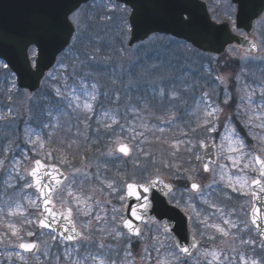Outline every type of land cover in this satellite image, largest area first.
<instances>
[{
    "label": "rangeland",
    "instance_id": "obj_1",
    "mask_svg": "<svg viewBox=\"0 0 264 264\" xmlns=\"http://www.w3.org/2000/svg\"><path fill=\"white\" fill-rule=\"evenodd\" d=\"M206 1L209 3L210 9H212L211 12L215 10V15H213L217 21H220V19H222L219 17V15L222 13H225L232 20L233 15L235 14V8L231 4H229V1ZM102 4H106V6H103L104 9H106L107 7H111V2L108 3V1H103ZM103 8H100V4L93 3L78 11L85 22L87 20V17L89 16L93 17L97 21L95 31H97V33L99 34L100 40L95 39L92 43L95 45V47L100 48V52L98 53V57L100 59L105 56H109V52H113L112 47L114 46V44L122 38L119 33V27L117 26L116 21L102 22L99 20V17L109 14L106 10L103 14L101 12L103 11ZM116 15L119 14L117 13ZM76 35H79V33H76ZM254 37L260 49V54L256 58L244 56L238 50L230 49L221 59H215L214 57H208L200 55L198 53L196 54L194 51L176 46L179 43L175 40L171 38L166 39L167 44L169 46H173H165L172 48V50H170V52H172L171 55L166 52H157V54H163L161 58H166L168 60L164 65H162V67H170L169 70L171 71V74L170 72L169 74L161 72L162 75H159L160 77L168 76L169 79L164 80L163 83L156 82V80L153 81L157 85H160V88H164V95L161 96L160 89H157L151 96L153 99L144 100L140 97L139 99L141 100H136L132 98L134 94L130 93L128 85V87L121 93L120 97H125L129 100L122 104L115 105L116 107L114 112H111V114L113 115H111L112 119L105 121L101 118L93 125L97 127L102 126L108 134L106 136L104 148L102 150L98 147L93 149V152H90L88 155V160L85 161L87 170L90 172L87 175L90 177H94V174L97 173L93 172L98 169L101 160L106 162L110 160L109 162H122L123 166H125L126 163L125 179L127 182H144L146 179H152L153 177L159 176L163 177L167 182H174L175 180L173 179H179L180 181L183 180L188 184L192 182H198L199 184L203 185V192L197 196L192 194L190 195L188 191L184 193L181 192L180 194L175 195L176 202L179 203V205L181 204L180 207L189 209L187 207L188 204H191L194 207V211L192 209L184 211H187L192 216L191 231L195 236H198L202 233V229L200 228L201 225L209 223L207 218L205 219L206 223L204 224H201L199 221L193 223L194 218L198 219V215L195 212V209L198 208V206L202 204V202H204L203 204L208 206V212H211V210L218 208L217 206L211 207V205H213L212 201L214 199L215 193L218 192L219 194L223 195V202L236 208V216H238L242 220V224L245 223L246 226L243 227L240 221V225L237 224L238 227L236 228L240 233L239 236L237 235L236 237L234 235L232 228L230 229V235L227 237L223 236L221 242L216 245H212V249L222 250L225 256L236 261H239L240 256L245 255L242 251L243 246L248 245L245 243H241V240H248L247 233L249 230L247 229L249 227V224L246 220V210L248 211L249 208L248 204L250 201V182L255 178L256 174L253 175V173H255V171L252 170L254 168L253 162L251 163L250 167H244L246 163H249L252 160V158L248 155V149H246L245 147L243 148L242 151L243 153H245L243 159L238 160L237 167H232V161L228 160L227 157L229 155L237 156V153L228 151V145L230 143L228 139H223V148H221L220 145L222 143V138L228 134H231L232 140L241 139L240 137H238L235 130L236 124L234 125L232 121L241 123L242 125H240L242 127L244 126L246 131H249L251 129L256 130V127H264V95L261 94L262 92H264V23L258 24L256 26ZM85 38H82L79 41L74 40L72 48H70L71 50L69 49V53L67 52L68 54L60 58L57 67L53 70V72L49 73L51 75H48L46 77L45 81L42 84L41 90L36 94L31 95L26 92L20 95H16L15 93H12L11 80H8V73L3 69V67L0 72V115L6 116V119L0 120V130L3 132L6 138H11V142L9 143L10 155L8 156L5 150V157L3 159V165L11 168V175L7 178L6 183H0V188L4 189L5 194L2 196V202L0 204L5 205V209H7L9 214V219L2 223V227L0 228V230H2V228L4 230L3 232L0 231V264H36L38 261L44 259L45 257L51 258L52 253L56 252L57 249L63 250L64 254L66 248L71 249L74 246L59 245L57 243L58 240H54L52 235L39 232L37 229V224L40 219L39 198L37 194L33 192L32 188L26 187V185L31 182L29 178V172L33 169V163L36 159L45 160L46 163L54 162L58 166H60L67 174L68 180L56 193L55 202L57 207L61 209L65 207L73 209V211L75 212L74 221L76 227L85 236H88L90 238L91 243L81 240L79 242L80 246L89 247L91 245L97 250L102 251L103 249H98L97 243L98 241L102 240L106 245V248H108L109 251L112 252V258L116 257L119 260L117 264H129V262L130 264H150L148 258L146 259L145 257L139 258L137 256L134 258V256L131 255L132 259L128 260L129 257H125L124 255L125 245L128 243V240L124 239L123 237L115 239L113 238V236L108 235V232H110L113 227L109 229L105 224L110 223L106 214H110L111 212H104V208L111 204V197L116 195V198H119L121 195L125 196L123 181H121V184H119L117 188L115 183L113 184V187L117 189L116 191H112L111 189H109L107 187L108 183H100L98 191L96 192L95 200L92 199L94 205L91 203V200H87L86 203L83 204H77L74 196H79L81 199H84V197L83 195H80L78 193V190L75 188V180H77V178L74 179L77 174V171H75V160H73V162H70L69 160H60L59 157H55V155L53 154L54 151L51 150L52 146L66 147V145H63V142H60L57 139L54 141V143L47 144V138L44 135L40 134L39 135L42 137H40L41 140L45 142V147L43 149H40L38 144H31L29 140H34L36 136L32 134V129H28L27 126L31 124L38 125V123H32L31 118H29L28 121L23 119L22 122L19 118L23 112H26V110H28L29 107L31 108L34 105H38V102L44 101L45 103L46 99L50 100L52 92L54 93V96L57 97L55 95V88L63 87L62 83H64V77L72 72V65L76 62L75 58L79 57L80 59H83V55L80 52H71L73 47L76 45L79 47L88 46L90 48H94V46L89 44V41H87ZM127 40L128 38L125 41L127 42ZM139 50L140 49L134 50L132 53H130V57L126 58L127 60H130L129 64L133 69L134 66L138 65L137 62H139V58H137L139 56ZM144 52H152L151 45L146 46L144 48ZM123 59L124 58L122 57L121 60ZM174 65L179 67L180 72H177L178 68ZM65 67H67V72H65ZM149 69L150 67L142 70V74L139 73L137 81L135 79V74H130L129 77L133 78L134 81L133 84L142 85L146 82L149 83L151 80L148 81L144 75L145 72H152L149 71ZM110 75L114 76L113 74ZM9 77L11 78L10 75ZM70 80L71 77L69 76L67 84L73 83L74 79L71 82ZM133 84H131L130 86H132ZM170 84H174L176 86V89L179 91V97L176 99L171 98L170 88L165 87V85ZM205 93H207V96L204 95ZM11 94H14V96H12ZM233 94H235L237 96V99H239L240 101H238L236 107L226 108L230 104V101L228 99ZM9 97H11V99H9ZM69 99H71V97H69ZM69 99L67 100L66 104H68ZM143 100L147 102L145 110L141 109ZM58 102L59 101H57V103L53 102L55 104V107L60 106ZM255 102H257L258 105H255ZM253 106L259 108V116H257L258 119L257 121H255V118L254 121H247L246 117L248 118V112L253 109ZM71 107L72 106L67 107L66 111L68 112L60 121V125H58L59 130L57 132L62 133V127L65 126L66 122L69 120H66V118H72V116L79 115H75V113H73V108L72 110H69V108ZM213 108L217 109L214 117H205V113H203V110H206L207 112L211 111ZM231 109H233V111L232 113H229L227 110ZM195 110L197 111L195 112ZM223 111L226 114H230L232 116V119L225 115ZM242 116H244V118H242ZM182 118L189 119V121L184 124V127L179 129L181 135H184V139H182L181 141L184 143L190 141L191 146L194 149L197 148V156L200 157L204 149V147L200 146V141H203L205 145L209 142L213 143L214 141H218L219 161L216 166L212 167L210 175H208L206 178L202 176L200 162L196 159L197 156L195 157V159L192 158L191 168L189 169V171L178 173L177 168H179V166L176 165V169L174 170V172L169 173L170 167L167 166L163 169V166L168 163L172 157H169L167 154L159 153V155H157V157L155 156L153 160H148L145 159L139 151L135 150L136 146L133 143V137L137 139V133L135 129L136 126L142 124L146 125V127H144L145 130L146 128L151 127L152 124L154 126L164 124L165 120H167L168 122L172 121L174 125H177L179 124L177 120H180ZM113 119L117 120L119 123L113 124ZM206 119L212 121V124L216 126V131L212 132L207 130V128L211 125L202 126L204 120ZM106 124L111 125V127L106 128ZM129 129H132V131H129ZM174 129L177 130L178 127ZM233 129L235 130L234 132L232 131ZM69 131L71 134H73L71 138L72 142V139H74L76 136L75 121L71 124V129ZM146 131L147 130H145V134ZM145 134H142V137L145 136ZM78 140H81V142L83 141L81 138H79V136L76 139V142ZM117 140L129 144L133 148L130 156H124L123 154L115 151L118 146L116 144ZM173 140H177V137L175 136ZM259 141L257 142L261 144V146L260 149H257V151L260 152L261 155H263L264 141H262V143ZM145 143L147 144V146H150L149 143ZM27 144L30 145L27 147ZM174 144H176V141L173 143V145ZM20 146L27 147L26 150L24 149L20 151L23 155L19 152ZM109 149H113V155H108ZM11 150H14L16 152H11ZM48 153H51V156H49ZM73 154L77 159H81L82 157V154L77 151ZM155 154L156 152L152 151L150 156H153ZM15 156H20L21 159L14 160L13 158ZM8 157H11L13 159H11L12 163L8 162ZM110 158H112V160ZM141 162H143V164ZM222 165H228V167L221 168ZM189 175L193 177L192 181L187 179V176ZM220 175H224L225 179L220 180ZM229 176L233 178L232 182L239 189V191H233L231 187H228ZM236 177H240L242 178V180L246 177L248 183L241 188V185L239 183H236ZM208 185H211V187H208ZM84 186L85 183L83 181H80V187L83 188ZM16 187H18L19 189H16ZM69 188H71L74 194L73 196L68 195ZM241 193H248V195H243ZM85 195L88 196V192L85 193ZM180 195L183 196L182 200H180L179 198ZM90 196L92 197V195ZM24 197L27 200L24 199ZM124 200H122V203H124ZM205 201L208 202L205 203ZM23 204H28L27 209L25 210L28 217H25L24 212L21 213ZM18 205L19 209H17ZM110 206H112L113 208V205ZM89 207V214L84 215L83 212L88 211ZM98 207H101L103 209H98ZM30 209L35 212L33 217ZM121 211L122 209L119 210V213H121ZM10 212H17L21 214L18 215V217H14L11 219ZM224 213L225 211L222 208L220 210V214L222 217L224 216ZM217 214L218 211H215V213H213L214 216H216ZM97 216L101 217V219L97 220ZM29 217H31L30 220ZM1 218L2 213L0 212V220ZM19 221H23V223L19 224ZM11 222L14 224L15 228L19 230L18 236L23 237V241H21L18 236L11 235L12 230L8 227ZM89 224L90 226L86 227V225ZM151 226L155 227V229L159 227L158 224ZM227 228L228 226L225 227V229ZM100 229H104V232L99 231ZM118 230L120 229L118 228ZM28 232H32L34 233V235L28 236ZM146 239V229L143 227L141 237H138L137 239L131 238V244H138V251V249L143 247V243L146 242ZM31 240L39 242L41 248V250L39 251V255L34 259V261L25 258V256L19 252L18 247L19 243L28 242ZM158 243H160L163 248H166L171 253H174L175 246L171 237L166 236L164 238V242ZM143 248L145 249V247ZM233 249H235L236 251H233ZM132 251L133 252H131V254H134V252H136V249L133 248ZM138 252H140L141 254V249ZM20 257H23V259H21ZM201 258L202 257L199 255V251H196L194 255L187 260H190V264L191 262H197ZM180 260L184 261V258L182 259L180 257ZM183 261H181V263H183Z\"/></svg>",
    "mask_w": 264,
    "mask_h": 264
},
{
    "label": "water",
    "instance_id": "obj_2",
    "mask_svg": "<svg viewBox=\"0 0 264 264\" xmlns=\"http://www.w3.org/2000/svg\"><path fill=\"white\" fill-rule=\"evenodd\" d=\"M89 1L91 0H0V60L8 64L11 71L16 74L20 89L32 93L39 88L45 73L53 66L57 55L69 44L70 35H73L70 33L68 22L64 19L65 13L71 16L69 8L77 11ZM115 1L131 9L130 19L136 16L141 22L135 31V38L131 37L130 46L152 34H165L184 40L200 51L216 56H221L233 45L246 53L257 52L251 34L254 22L264 16V0H232L238 7L234 28L227 23L215 24L208 14L206 4L199 0ZM181 17L190 20L191 23L181 22ZM235 30L244 31L246 38L235 36L233 33ZM33 46L39 51L35 70L32 69L29 60V49ZM212 155L214 147L204 152L203 162L205 163L207 157ZM58 186L52 185L54 191ZM34 189L36 190L35 187ZM169 192L168 187L156 183L152 191L146 194L151 200V205L146 211L141 209V215L144 221L157 219L163 222L164 228L168 229L176 241L186 247L190 246L193 239L188 232V219L166 204ZM143 203V200L128 197L127 219H132L137 225L141 221H136L130 215V209L137 208ZM41 204L43 211L42 197ZM56 220L58 224H54L53 228L59 235L67 221L60 215H57ZM39 229L53 231L40 225Z\"/></svg>",
    "mask_w": 264,
    "mask_h": 264
},
{
    "label": "snow or ice",
    "instance_id": "obj_3",
    "mask_svg": "<svg viewBox=\"0 0 264 264\" xmlns=\"http://www.w3.org/2000/svg\"><path fill=\"white\" fill-rule=\"evenodd\" d=\"M243 7V6H242ZM106 11L109 13L108 15L99 17V20L102 22H110V21H116L117 26L119 27V33L121 35V44L125 42V40L128 37L135 38V31L140 27L141 22L138 20L136 16H132L131 19H129V12L127 8H121L118 4L112 3L111 7H107ZM68 12H71L72 15L69 16L66 12L64 15V19L68 22V25L70 26V33L73 35H70V39L74 40H81L82 38H85L86 33L94 32L95 26L97 21L93 17H87V20H85L81 17V14L78 11H73L72 8L68 9ZM119 14L118 16L116 14ZM181 22L185 24H190V20H185L183 17H181ZM52 30L54 32V25L52 26ZM76 33H79V35H76ZM87 40L89 41V44H91L94 39H96L92 35H87ZM67 42V41H66ZM255 47V45H253ZM121 53H123V49L120 50ZM100 52L99 47H94L91 49V51L88 50V46H85L83 50V59H80L79 57L75 58V63L72 65V72L70 73V77L75 79L78 75L80 76V93L86 97L90 98V101L86 99L82 104L80 102L81 97L79 95H76V88L70 87L67 84V80L69 79V75H66L64 77V87L68 90L67 95L65 92L61 91V88L56 87L55 88V95L60 96L64 99H69V104H75L76 108H82L84 111L91 113L93 111V103L97 100V92H96V84L93 83L91 87L87 83L84 82V80L92 75L89 71H84V69L91 68L93 64H99L101 61H98V53ZM112 57L105 56L102 58L103 63L110 62ZM4 68H8V64L3 65ZM162 65L159 64H153L150 66L149 71L151 70H157L160 69ZM65 72H67V67H65ZM147 72L144 73L145 76H147ZM51 75V74H50ZM169 79L168 77H161V80ZM115 83V81H113ZM132 81L130 80V84ZM13 87H15V83L13 82ZM165 87H169L171 91V98L176 99L179 97V91L176 89V86L174 84L165 85ZM264 95V92L261 93ZM160 95H164V88H160ZM207 96V93L204 94ZM11 99V97H9ZM116 99L119 100V96H116ZM217 112V109L213 108L211 111L205 112L206 117H214V114ZM108 113H105V116H107ZM218 118V117H216ZM6 119V116L0 115V120ZM113 124H118L119 122L115 119H113ZM211 125L207 128L208 131H216V126L212 124L211 120H204L202 126ZM106 128H110L111 125L106 124ZM141 127H146V125H141ZM30 131V130H29ZM129 131H132V129H129ZM235 131L234 129L232 130ZM137 135H142V133H138ZM135 139V137H133ZM223 139H228L230 141L228 145V151L229 152H236L237 156L229 155L227 157L228 160L232 161V167L238 166V160L243 159V156L245 153H243L244 148V142L240 139L232 140L231 134L226 135L222 138V143L220 145L221 148L224 147L223 145ZM29 142L33 145L39 146L40 149H43L45 147V142L41 140L39 135H36V138L34 140L30 139ZM179 143L173 145V147H176L178 150ZM189 143H191L189 141ZM116 144L118 145L115 149L116 152L123 154L124 156H130L133 148L126 143H123L120 140L116 141ZM201 147H207V145L204 144L203 141H200ZM215 146V145H214ZM191 150L190 148L188 149ZM140 151H143L140 149ZM113 149H109L108 155H113ZM49 156H51V153H48ZM172 155H175V153H172ZM197 160L200 159L199 156L196 157ZM254 162L255 164L259 165L258 168V176L255 179L251 180V185L254 187V189L251 192V196L253 197V200L256 201L252 206L251 209V225L255 227V229L260 233L262 237H264V159H262L259 155H253L252 160L249 163H246L244 165L245 168L250 167L251 163ZM3 161H0V166H2ZM35 167L30 172V176L32 177V181L26 185L28 188L35 187L36 190L40 193L41 197L43 198V211L41 212V216L44 217V219H40L38 221L40 227L52 229L53 233H55V229L53 228L54 224H58V221L56 220L57 215L62 216L66 221L67 225L64 227V230L59 233V237L64 242H74V246L71 249H65L64 256L66 258L71 257L73 252L79 253L80 250V244L75 243L77 241V238H79L82 241H86L91 243L90 238L88 236H85L82 232L77 231L76 225L74 221L72 220V209L68 208L65 212L57 213L53 211L54 204L52 202V193L54 191V188L52 187L53 184L60 185L63 182V179H67L59 171V169L56 166L48 165L44 163L40 159H36L34 161ZM166 167L168 165H165ZM228 165H222L221 168H226ZM203 170L205 172L211 171L209 168L208 163L204 164ZM243 170V169H241ZM253 171H257L256 168L252 169ZM77 172L80 170L77 169ZM55 173V175H53ZM215 175V174H214ZM63 178V179H61ZM187 179L190 181L193 180V177L191 175L187 176ZM224 175H220V180H224ZM236 183H239L241 185V188L244 187L245 184L248 183L247 178H240L236 177ZM233 178L228 177V187H231L233 191H239V189L235 186V184L232 182ZM161 181H154L152 179H146L144 182H123V187L125 189L126 195L129 198H135L136 200H143L144 203L140 205L137 208H131L130 209V215L135 218L136 221L144 222V217L141 215V209L147 210L151 205V200L149 199L148 193L152 191V188L156 183H159ZM107 187L111 189L112 191H116L117 189L113 187V183H108ZM168 187L169 191H172L171 185H166ZM208 187H211V185H208ZM188 192H195L197 194H201L203 192V189L201 185L197 182L190 183V186L185 189ZM243 195H248V193H241ZM68 195L73 196V192L71 188L68 190ZM74 199L76 200L77 204H83L86 203L87 200L91 199V196H87L84 199H81L79 196H74ZM120 200H124L125 196L121 195L119 197ZM208 201H205L207 203ZM34 203V202H33ZM50 205H52L50 207ZM177 207H179V203H177ZM187 207L189 209H192L194 211V207L191 204H188ZM211 207H216V205H211ZM17 209H19V205L17 206ZM90 211V207L88 211H84V215H88ZM114 211H116L114 209ZM16 212H10V215H15ZM198 215V214H197ZM97 220H100L101 217L97 216ZM112 219L115 221L116 217L113 216ZM205 222L206 221H202ZM224 224L228 225V228L225 229L224 227H221L219 225H208L210 227H213L217 229V231L224 237H227L230 235V229L237 228L238 225L235 222L225 220ZM70 226V227H69ZM89 225H86V227H89ZM8 227L12 229L11 235L12 236H18V229L15 228L14 225L9 224ZM118 228L126 229V231L118 230ZM99 231L104 232V229H100ZM165 231L167 232L168 229L165 228ZM71 232L72 234H67ZM28 236L34 235L32 232L27 233ZM109 236H113L115 239H119L123 237L124 239L128 240V243L125 245V257L131 256V237H141V230L140 226L135 224L132 219H125L123 216L120 218V223L113 227L110 232H108ZM21 241H23V237H19ZM53 239H56V235H53ZM209 239H214V237H209ZM98 249H105L106 245L103 243L102 240L98 241ZM241 243L245 244H255L256 241L254 240H241ZM18 247L21 249H24L25 251H33V250H39V245L34 242H21L19 243ZM111 247V246H107ZM199 248L198 242L196 241L195 237H193L192 243L190 246H184L181 244L178 240L175 242V248L174 253H170V255L173 256L172 260L165 261L163 264H179L180 257L186 256L191 257L192 251ZM259 248L261 249V252L259 256L255 254V249H253V255L251 257H248L246 255H242L239 257V261L232 260L229 257L225 256L222 250L217 249H203L199 251V255L204 258L206 261V264H264V242H261L259 245ZM233 251H236L233 249ZM145 253L147 254V250L145 249ZM23 259V257H20ZM150 258V256H149ZM90 260L92 264H108V261L106 260L105 256L102 255L99 251L96 254L92 253H86L83 257V260L81 259H75L71 260L70 264H84V261ZM111 264H116V262L113 260ZM130 264V262H129Z\"/></svg>",
    "mask_w": 264,
    "mask_h": 264
},
{
    "label": "trees",
    "instance_id": "obj_4",
    "mask_svg": "<svg viewBox=\"0 0 264 264\" xmlns=\"http://www.w3.org/2000/svg\"><path fill=\"white\" fill-rule=\"evenodd\" d=\"M2 67V64L0 63V68ZM43 108H46V109H49L50 111H52L51 113L53 114V113H56V114H58V115H63V114H65L66 112H68V111H66L67 110V106H64V103H62L63 105H60V107L58 108V110H56L55 109V106H54V104L50 101V100H46L45 101V103H44V101H43ZM69 109H71V108H69ZM92 121H94V120H92ZM89 129H93V128H90V126H88L87 128H86V131H88ZM96 131V132H95ZM94 131V134H96V135H100V134H102L103 133V131H102V128H98L97 130H95ZM89 132H91V131H89ZM67 137H63L62 136V141L64 142V144H71V142L69 141L68 143L66 142V139ZM69 138V137H68Z\"/></svg>",
    "mask_w": 264,
    "mask_h": 264
},
{
    "label": "flooded vegetation",
    "instance_id": "obj_5",
    "mask_svg": "<svg viewBox=\"0 0 264 264\" xmlns=\"http://www.w3.org/2000/svg\"><path fill=\"white\" fill-rule=\"evenodd\" d=\"M237 132H239V131L237 130ZM252 135H253V137L255 136V133L253 130H252ZM250 146H251V148H254V149L257 147L254 144H250ZM263 157H264V154H263ZM79 251H81V250H79ZM32 258H34V257H30L28 259H30L31 261H34V259H32ZM40 263H42V264H63L64 262H62V258H59V257H53V258L52 257L51 258L45 257L44 259L40 260Z\"/></svg>",
    "mask_w": 264,
    "mask_h": 264
}]
</instances>
